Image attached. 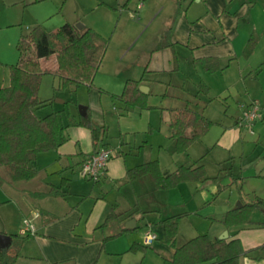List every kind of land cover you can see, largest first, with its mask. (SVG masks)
<instances>
[{
  "label": "crops",
  "instance_id": "crops-1",
  "mask_svg": "<svg viewBox=\"0 0 264 264\" xmlns=\"http://www.w3.org/2000/svg\"><path fill=\"white\" fill-rule=\"evenodd\" d=\"M172 2L174 12L162 30L170 29L167 40H163L162 32L156 43L137 46L129 58L133 47L128 43L131 28L125 18L130 15L140 20L151 15L149 1L136 15L130 0H0V28L9 30L21 24V33L25 34L37 25L53 30L65 22H82L84 27L109 35L94 86L81 83L69 90L71 97L72 93L76 96V90V100L59 99L57 105L50 101L37 112L45 115L59 110L66 123L68 116H77L89 106L95 122L107 124L104 143L121 151L108 161L100 180L94 181L96 185H87L79 169L80 162L96 151L92 133L85 126L71 125L66 128L68 139L57 149L38 154V173L34 178L14 181L0 167L4 178L0 183V232L21 234L26 217L35 223V231L21 248L17 264H164L172 258L175 245L200 233L212 232L211 236L220 237L225 231L227 238L238 237L244 248L251 250L242 256L244 264H264V247L255 249L264 245V224L260 223L264 216H253L254 223L241 227H227L222 220L233 206L230 200H220L216 176L210 174L211 168L221 172L228 169V153L230 158L235 149L243 153L238 120L243 104L251 99H258L263 110L253 135L264 141V0H181L180 5L177 0ZM160 5L159 9L164 8ZM14 28L13 34L18 30ZM116 34L120 38L114 42ZM19 35L17 31L16 38L11 37L7 44L18 42ZM251 38L255 44L247 52ZM203 58H214L220 68L206 69ZM41 63L54 73L58 67L56 54L42 58ZM10 65L0 58V86L9 84ZM142 76V84L148 87L150 108L118 115L110 94L98 89L120 93L128 78ZM201 83L205 84L202 88ZM206 87L208 90L204 91ZM233 92L241 94L238 116L226 118L230 126L222 132L216 146L206 141L210 128L186 151L169 152L173 108L190 106L213 124L220 123L212 117L210 104ZM224 111L227 114L228 108ZM144 141L146 144L141 146ZM137 146H141L138 154L131 153V147ZM215 151L218 155L212 156ZM153 158H158L167 174L182 164H203L207 174L201 180L182 181L171 188H159L149 175L123 186L116 184L128 168ZM249 175L261 174L255 168ZM63 177L67 181L63 186L65 196L37 198L31 194L50 183L61 185ZM113 204L120 217L103 227ZM182 212L189 214L180 219L173 245L166 239L162 220ZM148 223L157 234L156 240L146 249H130L133 244L143 245L142 233Z\"/></svg>",
  "mask_w": 264,
  "mask_h": 264
},
{
  "label": "trees",
  "instance_id": "trees-1",
  "mask_svg": "<svg viewBox=\"0 0 264 264\" xmlns=\"http://www.w3.org/2000/svg\"><path fill=\"white\" fill-rule=\"evenodd\" d=\"M180 1L177 0L178 5ZM169 30L164 32L163 40H167ZM254 44L255 39L251 38L246 51L249 52ZM107 46L108 39L94 28L86 26L79 29L76 24L70 22H65L53 30L47 29L44 25H37L21 36L17 43L19 60L10 65L9 84L0 86V167L8 171L12 180L34 178L38 173L36 165L38 154L57 149L66 141L68 126L81 125L89 128L96 151L101 147H108V143L103 141L107 124L95 122L89 106L77 116H68L66 123L63 122L59 110L45 115H39L37 112V109L47 103L40 98L43 74L52 72L42 66V58L56 54L58 67L55 73L60 77V88L75 89L81 83L94 86L95 75L102 64ZM202 62L208 70L220 68L214 58H203ZM143 81L144 76L128 78L120 93H109L102 87L98 89L110 94L118 115H126L137 108L152 107L149 104V93L140 88ZM204 86L205 84L201 83V88ZM206 88L203 90L207 91ZM212 125L213 121L190 106L173 108L170 123L173 142L168 148L169 152L174 154L186 151L194 141L204 136ZM145 144L146 141L141 146ZM141 146L131 147V153L138 154ZM120 153L119 150L116 154ZM84 161L82 160L80 164ZM206 174L207 169L203 164H182L167 174L163 171L158 158H153L128 168L126 174L116 180V184L123 186L149 175L159 188H171L182 181L201 180ZM99 180L100 178L94 181ZM3 181L0 173V183ZM66 182V178L63 177L61 185L50 183L46 188L31 194L37 198L48 195L65 196L67 191L63 186ZM261 208H264V197L256 195L252 201H243L241 206L229 209L222 221L227 227L251 224L254 223V211ZM187 214L189 213H177L162 220L169 243L175 245L180 219ZM119 217L120 213L113 204L101 226H107ZM260 223L264 224V221ZM32 235L31 232L24 235L13 234L8 247L0 246V264H17L21 248ZM137 247L146 249L147 246L133 244L130 249ZM263 247L264 245H261L255 249ZM175 248L172 258L166 259L164 264H244L242 256L251 251L244 248L238 237L220 238L209 233H200L179 246L175 245Z\"/></svg>",
  "mask_w": 264,
  "mask_h": 264
},
{
  "label": "rangeland",
  "instance_id": "rangeland-1",
  "mask_svg": "<svg viewBox=\"0 0 264 264\" xmlns=\"http://www.w3.org/2000/svg\"><path fill=\"white\" fill-rule=\"evenodd\" d=\"M143 1L145 4L151 2L152 3V11L151 15L148 14L147 17H143L142 19L135 20L130 15L128 18H125V22L129 25L130 34L128 35V43L131 44L130 47H133L131 51H129L128 56L132 58L136 52L137 46L142 44L156 43L158 40L159 34H164L166 31H162L166 24V19L169 18L171 14H173L175 9V4L172 0H130V5L135 6L137 2ZM160 4L164 5V8H160ZM132 11L136 15L142 11V8H136ZM138 11V12H137ZM142 17V16H141ZM140 23V24H139ZM14 27H17L13 34ZM22 26L18 24L13 26L7 30V28H0V58L5 60V62H9L11 64H15L19 60V50L17 47L18 42H12V45H8L7 41L11 40L10 38L14 36L16 38V32L19 31L20 35L17 37V41L21 38L23 33H21ZM31 30V28L27 31V33ZM140 30V31H139ZM129 31V30H128ZM138 32V33H135ZM136 34V35H135ZM105 36V35H104ZM110 40L109 35L105 36ZM120 34H116L113 39L114 42L119 41ZM60 77L57 73L45 72L43 74V79L41 83L40 89V98L47 102L52 101L53 104L57 105L59 99H67L75 98L77 99V92L75 90L76 96L72 93V97L70 95L69 90L72 88H60ZM71 91V90H70ZM81 95V90H80ZM242 101L241 94L237 92H233L232 95H227V97H220L218 101H214L210 104V109L212 117L218 118L220 123H215L212 125V129L207 136V142H211L210 145L216 146L218 142V138L222 135V132L226 129L228 125V121L226 118L234 119L238 116L239 106L238 104ZM68 104L71 102H67ZM81 103H78V106ZM45 107V106H44ZM228 108L227 114L225 113V109ZM41 110V109H40ZM38 114L41 112L38 110ZM240 127V126H239ZM240 129L239 134L243 136L244 144L241 145L243 153L240 152L241 149H235L233 151L234 157L230 158L231 153H228L227 159L229 160L228 169L224 168L221 171L214 170L211 168L210 174L212 176H216L214 182H218L219 189L216 193L220 200L227 199L230 200L231 206L235 208L238 202L243 204V201H252L255 199L256 195L264 197V141L256 140L257 134L253 135L249 133L245 128ZM222 154V152H220ZM218 155V152H212V156ZM232 159V161L230 160ZM255 168L261 174L260 176H252L249 175ZM228 170V171H227ZM219 172V173H218ZM77 177V176H76ZM87 180V185L94 186L96 185L93 179L84 178ZM214 193V195H215ZM213 195V197H214ZM216 196V195H215ZM212 197V198H213ZM254 217L264 216V211L261 209H257L253 213ZM35 224V223H34ZM212 234V232H210Z\"/></svg>",
  "mask_w": 264,
  "mask_h": 264
},
{
  "label": "built area",
  "instance_id": "built-area-1",
  "mask_svg": "<svg viewBox=\"0 0 264 264\" xmlns=\"http://www.w3.org/2000/svg\"><path fill=\"white\" fill-rule=\"evenodd\" d=\"M144 2H138V8L143 7ZM263 117V110L258 99H251L243 104L242 114L238 120L239 126L246 127L250 133H254L256 122ZM116 149L113 147H101L97 151L89 154L82 164L80 175L84 178L98 180L105 172L108 161L116 155ZM36 215H39L37 212ZM25 225L21 227V234L33 233L35 226L32 218L24 219ZM157 238V234L152 229L151 224H147L143 230L141 242L144 245L152 244Z\"/></svg>",
  "mask_w": 264,
  "mask_h": 264
},
{
  "label": "water",
  "instance_id": "water-1",
  "mask_svg": "<svg viewBox=\"0 0 264 264\" xmlns=\"http://www.w3.org/2000/svg\"><path fill=\"white\" fill-rule=\"evenodd\" d=\"M76 26L79 28V29H83L84 28V24L82 22H78L76 23ZM140 88L145 91V92H148V87L147 85H144L142 84L140 86ZM242 203L241 202H238V204L235 206L236 207H239L241 206ZM262 210L264 211V208H262ZM133 221V220H132ZM134 222V221H133ZM228 237V231H225V234L223 235H220V238H227ZM12 242V236L9 235V234H6V233H2L0 232V246L1 247H8Z\"/></svg>",
  "mask_w": 264,
  "mask_h": 264
}]
</instances>
